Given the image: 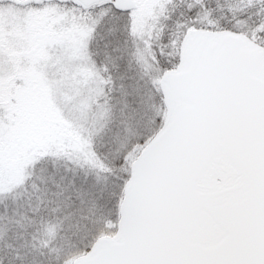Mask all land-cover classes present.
I'll use <instances>...</instances> for the list:
<instances>
[{
	"label": "snow or ice",
	"instance_id": "snow-or-ice-1",
	"mask_svg": "<svg viewBox=\"0 0 264 264\" xmlns=\"http://www.w3.org/2000/svg\"><path fill=\"white\" fill-rule=\"evenodd\" d=\"M0 264H264V0H0Z\"/></svg>",
	"mask_w": 264,
	"mask_h": 264
},
{
	"label": "rangeland",
	"instance_id": "rangeland-1",
	"mask_svg": "<svg viewBox=\"0 0 264 264\" xmlns=\"http://www.w3.org/2000/svg\"><path fill=\"white\" fill-rule=\"evenodd\" d=\"M13 17L15 16V13L12 14ZM34 23H39V20L37 19L36 21H34Z\"/></svg>",
	"mask_w": 264,
	"mask_h": 264
}]
</instances>
